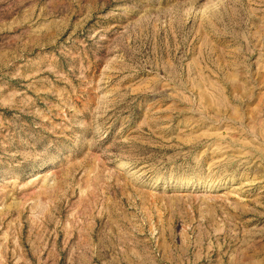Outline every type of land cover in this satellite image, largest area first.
I'll use <instances>...</instances> for the list:
<instances>
[{
    "label": "rangeland",
    "instance_id": "374dc122",
    "mask_svg": "<svg viewBox=\"0 0 264 264\" xmlns=\"http://www.w3.org/2000/svg\"><path fill=\"white\" fill-rule=\"evenodd\" d=\"M0 264H264V0H0Z\"/></svg>",
    "mask_w": 264,
    "mask_h": 264
},
{
    "label": "bare ground",
    "instance_id": "6f19581e",
    "mask_svg": "<svg viewBox=\"0 0 264 264\" xmlns=\"http://www.w3.org/2000/svg\"><path fill=\"white\" fill-rule=\"evenodd\" d=\"M120 166H123V165L120 164Z\"/></svg>",
    "mask_w": 264,
    "mask_h": 264
}]
</instances>
